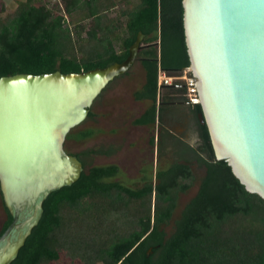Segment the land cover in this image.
Wrapping results in <instances>:
<instances>
[{
  "label": "trees",
  "instance_id": "16d2710c",
  "mask_svg": "<svg viewBox=\"0 0 264 264\" xmlns=\"http://www.w3.org/2000/svg\"><path fill=\"white\" fill-rule=\"evenodd\" d=\"M62 2L65 17L41 0H15L11 12L0 7V78L79 73L121 63L141 34L136 59L144 83L133 98L149 105L133 125L162 127L167 103L181 99L184 89L171 86L159 93L158 71L181 74L188 67L181 0ZM119 2L126 7L119 13L121 21L114 23L108 12ZM198 113L199 106L193 105L199 150L183 145L181 162L158 169L154 182L143 178L138 188L115 180L117 166L86 168L80 155H74L83 168L78 180L47 196L38 224L10 264H50L60 254L70 264H264V200L247 193L227 164L214 159ZM92 135L84 130L77 137ZM166 136L160 130L159 152ZM91 154L109 155L111 150L81 155ZM191 160L204 174L167 234L178 195L194 183ZM2 208L6 221L0 235L11 222Z\"/></svg>",
  "mask_w": 264,
  "mask_h": 264
},
{
  "label": "water",
  "instance_id": "95a60500",
  "mask_svg": "<svg viewBox=\"0 0 264 264\" xmlns=\"http://www.w3.org/2000/svg\"><path fill=\"white\" fill-rule=\"evenodd\" d=\"M187 72L213 157L264 200V0H181ZM104 68L0 78V198L11 222L0 235L10 264L42 215L47 196L76 182L82 164L64 151L94 100L136 60Z\"/></svg>",
  "mask_w": 264,
  "mask_h": 264
},
{
  "label": "rangeland",
  "instance_id": "374dc122",
  "mask_svg": "<svg viewBox=\"0 0 264 264\" xmlns=\"http://www.w3.org/2000/svg\"><path fill=\"white\" fill-rule=\"evenodd\" d=\"M41 1L48 8H51L55 15H64L65 17L62 0ZM1 6L7 9L6 12H11L16 7V3L15 0H0ZM125 7L126 4L124 2H119L114 9L108 12V17L114 23L117 20L121 21L119 13ZM143 83L144 72L139 60L136 59L125 74L110 82L94 100L89 109L91 116L69 132L70 136L65 139L63 145L67 154L72 156L80 155V158L86 163V168L91 166H117L118 175L115 180L133 189L141 186L143 178L152 179V182H154L155 172L158 169H164L173 162H181L183 160L180 149L175 144L177 141L181 140L185 145L195 150H199L201 145L193 121L182 125L177 121L171 122L169 120L166 122L163 120V122L161 121L162 128L159 126L133 125V121L149 105L146 101H136L133 98L134 92L139 90ZM187 114L185 112V115ZM84 130H91L93 135L85 140L79 139L77 137L79 132ZM160 130H166L165 133L170 132L176 138L179 137L181 139L166 136L165 145L159 152L157 136ZM167 135L169 134L167 133ZM151 139H153V143H150ZM100 148L111 150V154H91L87 157L81 155L86 150ZM189 166L194 177V183L186 192L178 195L171 222L165 226L167 234L172 231L173 222L179 217L184 205L195 194L199 179L204 174V168L198 166L194 160L189 162ZM5 221L6 215L0 198V231ZM74 263H77V260ZM50 264H70V262L63 254H60L59 259Z\"/></svg>",
  "mask_w": 264,
  "mask_h": 264
},
{
  "label": "built area",
  "instance_id": "2783aa9c",
  "mask_svg": "<svg viewBox=\"0 0 264 264\" xmlns=\"http://www.w3.org/2000/svg\"><path fill=\"white\" fill-rule=\"evenodd\" d=\"M194 78L191 77L187 70H184L181 74H170L168 72L159 70L157 74V85L159 93L164 88L175 86L184 89L178 97L188 102L189 105H195L198 102L196 89L194 87Z\"/></svg>",
  "mask_w": 264,
  "mask_h": 264
},
{
  "label": "flooded vegetation",
  "instance_id": "af4514ba",
  "mask_svg": "<svg viewBox=\"0 0 264 264\" xmlns=\"http://www.w3.org/2000/svg\"><path fill=\"white\" fill-rule=\"evenodd\" d=\"M167 104L169 106V109H167V110H165L163 112L162 119H161L162 122H163V120H165L166 122L170 120L171 122L177 121V122H179L180 124L183 125V124H186L187 122L190 123L191 121H193L194 124H195L194 114H193V106L189 105L188 102H186L185 100H182V99H178V100H176L174 102L167 103ZM184 111L186 113H188V114L185 115ZM163 131L166 132V130H163ZM167 133L169 135H167ZM167 133H166V135L168 137H172V138H175V139H181L179 137L176 138L175 135H173L170 132H167ZM159 137H160V132L158 133V136H157V142H159L158 141ZM155 140H156V137H155ZM179 141L176 142V144H177L176 147L178 149H180V152H181L182 146L185 145V144L181 140H179ZM173 146H175V145H173ZM187 147L192 148L190 146H187ZM158 151H159V147H158Z\"/></svg>",
  "mask_w": 264,
  "mask_h": 264
}]
</instances>
